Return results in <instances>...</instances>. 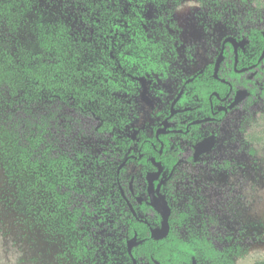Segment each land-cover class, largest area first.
Instances as JSON below:
<instances>
[{
  "label": "flooded vegetation",
  "instance_id": "1",
  "mask_svg": "<svg viewBox=\"0 0 264 264\" xmlns=\"http://www.w3.org/2000/svg\"><path fill=\"white\" fill-rule=\"evenodd\" d=\"M199 2L203 13L216 20L223 12L238 11L241 27L225 32L210 63L182 79L170 100L162 98L164 78L175 74L170 75L172 62L164 59H175L176 48L168 56L165 41L153 42L146 30L139 34L136 54L118 49L108 65L67 76L77 80L67 88L81 108L108 95L107 104L116 113L97 128L109 135V148L84 152L83 159L51 157H62L64 163L61 177L50 180L56 190L38 186L34 193V209H50L54 225L59 205L76 225L81 214L72 208L73 201L85 194L96 200L95 213L106 233L96 238V247L85 236L72 242L64 253L68 264H230L237 240L230 221L244 213L246 186L238 173L234 178L227 158L233 147L245 145L237 128L250 144L245 133L257 117L253 122L254 108L247 110V105L264 103V10H257L252 0ZM141 20L140 13L129 15L126 28L137 35ZM69 53L75 60L71 45ZM120 53L129 58L122 60ZM123 93L131 98L140 94L141 104L129 101L124 109L117 98ZM191 222L197 225L192 232L186 230ZM77 244L85 248L79 257L72 254Z\"/></svg>",
  "mask_w": 264,
  "mask_h": 264
},
{
  "label": "rangeland",
  "instance_id": "2",
  "mask_svg": "<svg viewBox=\"0 0 264 264\" xmlns=\"http://www.w3.org/2000/svg\"><path fill=\"white\" fill-rule=\"evenodd\" d=\"M135 13L143 18L138 36L125 25L126 18ZM237 21L236 10L212 19L203 13L199 0H0V64L3 62L0 74L4 77L7 72L15 71L9 82L6 76L0 83V134L10 133L11 139L25 145L34 143L32 147L39 162L45 156L83 159L84 152L104 151L111 146L109 135L97 131L101 122L111 121L116 114L115 108L107 104L111 96L95 97L81 108L78 96L67 88L77 80L71 78L67 84H57L55 46L58 43L51 39L61 27L65 28L63 33L76 54L73 63L76 71L88 73L96 64L108 65L115 60L118 49L136 54L142 30L151 35L153 42L165 41L168 56L176 48L175 59H164L172 62L170 75L175 74L164 78L162 98L166 102L175 95L182 79L210 63L226 31L239 30L241 25ZM8 54L18 65H7ZM30 60L39 67L54 66L51 84L44 90L43 86L22 82L23 66ZM143 78L157 81L153 76ZM117 98H121L124 109L130 105L129 101L141 104L140 94L131 98L123 93ZM255 107L249 104L246 109ZM227 161L236 169L231 167L234 178L238 173L237 177L246 186L244 213L230 221L237 237L232 249L242 243L264 245V154H255L251 146L238 145L232 148ZM4 162L0 154V264H68L64 253L72 242L85 236L89 237L90 247L97 246V239L106 233L107 226L104 224L103 228L97 218L94 197L85 194L73 201L77 215L84 216H77L76 225L70 223L71 217L67 219L65 209L56 210L59 220L54 225L50 209L27 208L5 171ZM221 179V183L226 181L225 176ZM186 230H197V225L191 222ZM258 253L264 251H249L236 264Z\"/></svg>",
  "mask_w": 264,
  "mask_h": 264
},
{
  "label": "trees",
  "instance_id": "3",
  "mask_svg": "<svg viewBox=\"0 0 264 264\" xmlns=\"http://www.w3.org/2000/svg\"><path fill=\"white\" fill-rule=\"evenodd\" d=\"M64 27L54 33V39L52 41L58 43L55 47L57 48L56 57H58V64L55 66L56 72L59 75V79L57 80V84H65L69 81L68 75L70 73L75 72V66L73 65L74 57L69 53L70 43L66 37V33L64 34ZM47 45H45L46 47ZM122 60H127L129 56L120 53L119 55ZM6 62L9 67L18 65L16 60L11 56L7 55ZM3 67V62L0 64ZM6 69V66L4 68ZM11 70V69H10ZM8 71V70H7ZM24 71V79L23 83L27 82L29 85L33 86H43V90L48 87L52 74L54 71V66L43 65L41 67L33 64V61H29V63L23 66ZM15 71L7 72L4 77L7 76V81L9 82L13 77ZM4 77L0 74V83H2V79ZM28 78V80H27ZM63 81H62V79ZM65 82V83H64ZM27 84V86H29ZM94 98V97H92ZM10 133L0 134V154L4 157V169L9 174V176L13 179L12 185L16 188L18 194L24 199V203L29 209H34V193L37 190V187L46 189L47 187H52L53 190H56V185H51V178H54L55 181L57 178L55 176H60L58 170L60 167L63 168L64 163L62 157L58 160L54 158L45 156L40 162L35 157V151L32 145H25L20 140H13L10 137ZM46 166L44 169L43 167ZM42 168V169H39ZM49 171L52 173L49 174ZM61 177V176H60ZM37 179V180H36ZM40 180L41 182H39ZM59 196L57 193L56 196ZM57 211H62L63 208L59 205L56 209ZM81 245H76L72 254L76 257L80 256V248H82V253L85 254V248L80 247ZM182 249L188 248L186 245L182 244ZM169 250L170 247L167 246Z\"/></svg>",
  "mask_w": 264,
  "mask_h": 264
},
{
  "label": "clouds",
  "instance_id": "4",
  "mask_svg": "<svg viewBox=\"0 0 264 264\" xmlns=\"http://www.w3.org/2000/svg\"><path fill=\"white\" fill-rule=\"evenodd\" d=\"M257 10H264V0H252ZM255 154H264V114H257V122L245 133ZM238 264H264V253L249 255Z\"/></svg>",
  "mask_w": 264,
  "mask_h": 264
},
{
  "label": "snow or ice",
  "instance_id": "5",
  "mask_svg": "<svg viewBox=\"0 0 264 264\" xmlns=\"http://www.w3.org/2000/svg\"><path fill=\"white\" fill-rule=\"evenodd\" d=\"M247 3H251V0H247ZM264 15V13H262ZM257 114H264V105H258L254 109H252V120L253 122L256 121ZM87 130V122L85 125V131ZM237 133H238V138L239 140L244 143L246 146H251L248 143L244 142V135L242 134L241 127L237 128ZM253 250H259V251H264V245H259V246H253V245H245V244H240L238 245L234 251L230 255V264H236L237 259L249 251Z\"/></svg>",
  "mask_w": 264,
  "mask_h": 264
}]
</instances>
